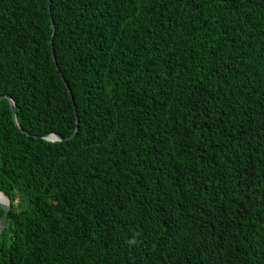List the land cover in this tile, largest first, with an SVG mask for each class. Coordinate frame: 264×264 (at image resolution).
<instances>
[{
	"label": "trees",
	"instance_id": "16d2710c",
	"mask_svg": "<svg viewBox=\"0 0 264 264\" xmlns=\"http://www.w3.org/2000/svg\"><path fill=\"white\" fill-rule=\"evenodd\" d=\"M1 95L0 264H264V0H0Z\"/></svg>",
	"mask_w": 264,
	"mask_h": 264
},
{
	"label": "water",
	"instance_id": "95a60500",
	"mask_svg": "<svg viewBox=\"0 0 264 264\" xmlns=\"http://www.w3.org/2000/svg\"><path fill=\"white\" fill-rule=\"evenodd\" d=\"M52 25H53V36H54V34H55V23H54L53 19H52ZM51 43L53 45V39L51 40ZM53 57H54V60L57 63V57H56L54 48H53ZM65 82L68 85L67 81H65ZM70 93H72L71 90H70ZM5 98H7L9 100L10 110H11V113L13 115V119L18 124L17 113H16V103L13 100V98L11 96H9V95H1L0 96V101L5 99ZM19 127L22 129L23 132L29 134L21 126H19ZM75 134H76V131L72 135H70L68 137H65V136H62L59 133L52 132V133H49V134L45 135L44 137L46 139H48L49 141H66V140L72 139L75 136ZM0 193L3 194L4 197H5V201H0V207L4 209V214L0 217V237H1L3 231L5 230V228L8 225V217H9V212L11 210V199L3 191L0 190Z\"/></svg>",
	"mask_w": 264,
	"mask_h": 264
},
{
	"label": "bare ground",
	"instance_id": "6f19581e",
	"mask_svg": "<svg viewBox=\"0 0 264 264\" xmlns=\"http://www.w3.org/2000/svg\"><path fill=\"white\" fill-rule=\"evenodd\" d=\"M0 201H5V197L3 194L0 193Z\"/></svg>",
	"mask_w": 264,
	"mask_h": 264
},
{
	"label": "clouds",
	"instance_id": "9594fccd",
	"mask_svg": "<svg viewBox=\"0 0 264 264\" xmlns=\"http://www.w3.org/2000/svg\"><path fill=\"white\" fill-rule=\"evenodd\" d=\"M129 243H135V240H131V241H129Z\"/></svg>",
	"mask_w": 264,
	"mask_h": 264
}]
</instances>
